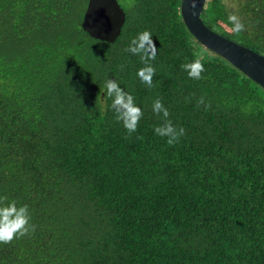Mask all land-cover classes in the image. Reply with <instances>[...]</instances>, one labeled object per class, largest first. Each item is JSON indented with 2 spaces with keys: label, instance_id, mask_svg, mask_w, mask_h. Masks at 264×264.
<instances>
[{
  "label": "trees",
  "instance_id": "16d2710c",
  "mask_svg": "<svg viewBox=\"0 0 264 264\" xmlns=\"http://www.w3.org/2000/svg\"><path fill=\"white\" fill-rule=\"evenodd\" d=\"M88 1L0 0V197L36 226L0 243V264H264V87L194 37L181 0H118L114 41L84 30ZM202 18L264 54V0H207ZM145 30L152 88L123 51ZM197 56L202 80L181 68ZM108 79L143 110L131 136ZM156 99L185 129L174 145L155 134Z\"/></svg>",
  "mask_w": 264,
  "mask_h": 264
},
{
  "label": "clouds",
  "instance_id": "9594fccd",
  "mask_svg": "<svg viewBox=\"0 0 264 264\" xmlns=\"http://www.w3.org/2000/svg\"><path fill=\"white\" fill-rule=\"evenodd\" d=\"M191 7L192 9L197 7V0H191ZM193 14H195L194 11ZM228 21L232 25L231 30L234 33L239 34L245 30V25L237 15L230 14ZM157 50L152 34L148 30L137 34L136 37L131 39L128 46L123 49L124 52L139 57L144 66L138 70L137 76L149 88L154 86L153 77L156 74V69L152 61L156 59ZM119 67L120 71L123 72L125 65L121 64ZM181 68L190 79L202 80L204 78L202 73L205 71V68L199 56L191 62L182 64ZM103 91L106 93V97L112 100L111 109L115 114V120L122 123L128 135L131 136L138 129L139 122L144 115L143 110L137 106L133 95L126 92L113 79L106 80ZM185 99L188 102L195 99L197 108L201 106L205 110L211 108V103L206 102L204 96L197 98L193 93L191 96L185 97ZM152 111L162 120V123L155 127V134L161 138H166L169 145H174L186 134L183 127L178 128L169 119V109L164 106L160 99H156L153 102ZM137 139L142 140L143 137L138 136ZM35 231L36 226L31 223L30 209L27 204L18 205L16 200L9 201L7 196L0 197V243H11L15 238L24 237Z\"/></svg>",
  "mask_w": 264,
  "mask_h": 264
},
{
  "label": "water",
  "instance_id": "95a60500",
  "mask_svg": "<svg viewBox=\"0 0 264 264\" xmlns=\"http://www.w3.org/2000/svg\"><path fill=\"white\" fill-rule=\"evenodd\" d=\"M206 2L197 0V7L192 9L191 0H181L180 12L189 31L205 48L221 55L264 87V54L210 28L202 18ZM125 17L118 0H89L82 26L92 37L114 41L121 33Z\"/></svg>",
  "mask_w": 264,
  "mask_h": 264
}]
</instances>
